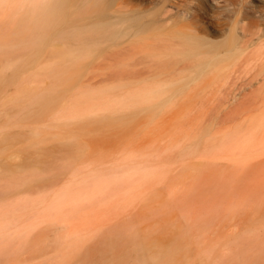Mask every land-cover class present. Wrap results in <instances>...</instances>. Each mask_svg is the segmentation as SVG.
<instances>
[{
	"label": "bare ground",
	"instance_id": "obj_1",
	"mask_svg": "<svg viewBox=\"0 0 264 264\" xmlns=\"http://www.w3.org/2000/svg\"><path fill=\"white\" fill-rule=\"evenodd\" d=\"M233 6L228 21L215 23L210 0H200L196 6L189 0H0V9L16 17L15 22L22 24L18 31L23 33L14 36L15 42L0 40V50H29L18 61L7 63L13 74L6 77L0 71V91L20 76L21 68L38 60L39 70L57 80L49 88L31 93L14 123L29 114L38 119L51 106L62 104L64 91L75 85L70 80L81 76L83 60L100 51L104 52L105 67L98 64L84 72L90 73L89 86L94 79L107 80L99 87L105 89V97L96 101L93 88L82 92L86 99H75L88 104L58 112L55 119L72 124L101 116L109 123L121 120L127 124L143 112L157 120L162 109H171L176 119L183 118L204 108L206 96L203 99L202 95L227 91L230 78L244 71L260 76L258 88L264 90V0H233ZM144 55L149 59L143 63L140 58ZM249 100L245 97L235 103L236 95L228 101L223 119L241 116L242 124L214 139L203 153V172L228 174L225 183L213 188L208 181L211 188L205 187L202 197L199 194L202 210L195 206L198 202L189 201L181 202L179 211L173 206L165 209V214L156 218L165 222L164 229L159 228L163 222L156 228L151 222L142 225L145 229L127 227L140 220L139 212H129L105 229L96 228L97 233L90 226L75 227L82 209L86 216L98 217L102 207L118 206L166 166L149 163L137 149L120 153L114 165L95 162L92 157L80 163L81 156L72 154L59 163L71 148L84 153L78 134L45 132L52 123L32 125L27 144L18 151L23 155L13 161L11 153V161L0 164V178L5 180L0 182V264H202V248L210 258L216 251L224 255L221 247L217 249L220 237H235L237 243L243 237L251 241L246 247L232 248L230 253L237 251V264H264V194L254 185L261 181L258 184L264 188V95L247 103ZM121 111L122 115H116ZM51 137L59 139L56 151L61 153L47 158L40 152L41 144ZM15 138L13 133H0V141ZM174 146L179 154L196 148L193 143L176 141L166 150ZM54 168L71 176L53 192L33 194L29 188L51 181ZM241 173L251 180H246L248 186L235 182ZM204 176L210 178V174ZM230 184L234 186L229 188ZM45 223L58 224L55 235L28 243L27 237L34 230L40 234ZM69 225L72 229L64 232ZM170 228L178 229L183 239L174 233L166 240L163 236ZM206 238L216 239V243L202 247Z\"/></svg>",
	"mask_w": 264,
	"mask_h": 264
},
{
	"label": "rangeland",
	"instance_id": "obj_2",
	"mask_svg": "<svg viewBox=\"0 0 264 264\" xmlns=\"http://www.w3.org/2000/svg\"><path fill=\"white\" fill-rule=\"evenodd\" d=\"M189 1L192 6H196L198 4V1L200 0ZM210 2L213 3V7L215 9V16L211 18L212 21L218 23L220 21H228L229 18L232 17L233 12L231 11V9L234 7L233 0H210ZM14 19H16V17L10 15L9 10H5L2 8L0 9V40L8 39L10 42H15L18 41V39H16L14 36L23 35L22 32L18 31L19 28L22 27V24H17ZM28 52L29 50L21 47L13 48L5 52H2L0 50L1 73H3V75H5L6 77L13 74L14 70L12 69V67H6L7 63L9 61H18L22 57L26 56ZM148 59L149 58L144 55L143 58H140V61L144 63V60H146L147 62ZM104 60H106L104 58V52L101 51L97 54L95 53L94 55H89L88 57H86L82 62L83 71L81 73V76L78 74V77L70 80L72 82L71 84L75 82V85L71 88L68 87V89L64 91L65 97L62 104L57 103L51 106L49 108V111L42 113L38 119L32 118V114H29L28 116L19 120V122L14 123L19 119L22 113V111H20V106L22 107V105L28 103L30 97L29 95H31V93H33L35 90L49 88L51 85H53L54 82H57V80L54 79L51 75L44 74L39 70L41 60H38V62L34 65L28 64L25 67L21 68L20 76L14 82L8 84L6 83L7 85L5 84L3 90L0 91V133H6L7 131V134L13 133L16 137L15 139H13V141L10 142H3V140L0 141V164L3 165L4 163L10 162L11 157L9 155L11 153H13V161H16L23 155L18 151L20 148L24 147L27 144L29 140L27 135L30 131V127L34 124L52 123L53 126L50 128H45V132L62 131V133L68 132L69 134H72L73 132H75L76 134H78V144L85 148L84 153L75 149L73 150L71 148L72 152L66 153L65 156L60 157L58 160L60 161L59 163H63L66 160V157L72 154L81 156L78 157L80 163H82L83 160L85 161L88 158L92 157L95 162H104V165H114V163L117 161V157L127 151L137 149V151H140V153H142L143 157H146L145 159L148 160L149 163L159 164L161 166L165 165L166 167H163L161 170L163 172L146 182V184L141 186L138 192L126 196V198L123 199V202L121 201L118 203V206L102 207V209L100 208L101 211L99 212V216L96 218H92L88 215L86 216V214L84 213V209H82L81 212L83 216L75 227L81 229L85 226H90L89 228H92L94 231L97 230L96 228L105 229L107 228V226L111 225L120 217L127 215L129 212H139L140 220H138L136 223L128 224L127 227L133 229H145L142 225L151 222L152 224H156L154 225V228H156L160 225V223L158 222H163L156 221V218L165 214L163 212L165 209L167 211L172 209H174L175 211H179L181 205L185 204V202L187 201L195 204L198 202L199 205L195 206L199 207L201 206L200 204H202V190H204L205 187L211 188V185L208 181H210V183L213 185V188L221 182L225 183L226 175L228 176V174L214 175L212 172H208L207 170V172H203L204 170H202V159H205L203 153L205 152L207 147L211 145V142L214 139L219 138L224 133H229L232 130L240 128L239 126L242 124L241 121L243 118L241 116L235 119H228L227 121L223 119L222 113L224 112V107L229 103V100H232V98L237 95V101H235V103L241 101L242 99L245 100V97L250 98V100L247 102L249 103L256 97H263L264 90L258 88V80L260 76H257L256 73L252 71H244V73L241 72L239 74H236L233 78H230L227 84V87H229L227 91H216L211 92V94L209 93L208 95H202L203 99L206 96L205 100H203L202 102L204 104V108L202 106H198L202 107V110L198 108L196 111H193V113L191 112L189 114H186L183 118L179 119L174 118L175 113H173L171 109H162L161 111H159L157 120H151L152 117H150L146 112H143L136 118H134V120L130 119V122H128L127 124L125 122H121V120H114V122L109 123L102 120L101 116H96L92 119L87 118L78 120V122L72 124H67L63 120L55 119L58 112H65L66 110H69L71 108L75 109L88 104L86 102H80V100L84 101L86 99V96L81 97L80 93L82 92L88 93L86 91L93 88L96 91V101L102 100L105 97V89H101L99 87L105 86L107 80H104L100 77L94 79V83L89 86L88 82L86 81L90 73L85 74L84 72L85 70L90 71L94 67V65L96 66L98 64H101V66L105 67L106 64ZM86 67L89 68L86 69ZM251 88L255 90L253 91L254 94L252 93ZM257 90L262 91L258 92ZM255 92L258 94L256 95ZM260 93L262 94V96ZM76 96H79L80 100H76ZM14 103L17 104L14 105ZM123 113L124 112L121 111L116 115L120 116ZM146 119L148 120L147 122ZM158 122L159 124H157ZM19 133H25V135L20 136L22 134ZM48 136L52 135L49 134ZM214 136L216 137L214 138ZM153 139L155 140V144ZM176 141L183 144L185 142L193 143L196 148L192 152H188L186 154H179L177 151L178 147L175 146L170 150H166L168 145H174L176 144ZM41 146L42 149L40 152L47 158H51L55 153H57L56 150L59 149L58 147H60V142L59 139L51 137L44 141ZM76 146L77 145H75V143L72 145L73 148H75ZM16 153H20L19 156L15 155ZM56 163L57 162H55L54 165H56ZM185 163L189 164L188 167L181 168V166ZM55 171L56 175L53 174L51 181L49 180L47 184L42 183L41 186L34 185L29 188V190L33 194H37L39 191L40 193L48 194L51 191L53 192V189H56L64 184L71 176L69 172L63 170ZM205 173L210 174L209 179H205ZM240 178V180H235V182L239 181L238 184H240L241 186H248L246 185V180L247 182L251 181L248 177H245L243 173L240 174ZM2 180L3 179H1L0 182H2ZM260 182H256V184L254 185H258V189L260 190L259 193L264 194V188H260L262 187V185L258 184ZM253 183H255V180ZM228 186L229 188H231V186L234 185L230 184ZM20 194H22V192ZM199 194L201 197H199ZM17 195L19 194L17 193ZM184 199L186 200L184 201ZM145 201H148L147 205L145 204ZM200 209L202 210V207H199V210ZM163 223L164 224L159 227L160 229H164L165 222ZM57 225L58 224L55 223H45L43 226V231L40 234H37V230H34V232L27 237L26 241L28 240V243L30 242L33 244L41 240L42 238L47 239L53 237L55 235V232H57ZM69 228L72 229V225L64 228V232L68 231ZM98 230L95 233H97ZM146 230L150 231L149 229ZM169 230V232H167L168 234H164L163 236L166 240L170 239L171 236L173 237L176 233L179 232L178 229L172 231V229L170 228ZM140 231L142 232L143 230ZM177 235L180 240L183 239L182 235H180L179 233ZM240 237L237 238L239 239ZM234 238L235 237L218 238L221 243L217 244V249L221 247L222 249L219 250H224V255L222 252L216 251L210 258L205 255V252L203 251L204 248H202V264H216L214 262L215 260H219L220 264H232L233 262H231V260H234L233 264H237L238 261H236L235 257L237 256V251L233 249L232 253H230L232 248L242 246L246 247L250 244L251 241H248L247 238L243 237V241H241V238V240H239L240 243H237L236 239L235 243L233 242ZM203 240H206V243H202V247H204L205 245L216 243V239L206 238L202 239V241ZM261 240H259L260 242L258 241L260 244L263 242V240L262 242ZM226 241L229 244H227ZM241 243L243 245H241ZM230 245L233 246L230 247ZM228 247L230 250L227 249ZM47 250L50 251V249ZM46 254V256H50L51 253L47 252ZM24 255H27V253H25ZM14 257H16V255H14ZM32 261L33 259H30L29 263H32Z\"/></svg>",
	"mask_w": 264,
	"mask_h": 264
}]
</instances>
